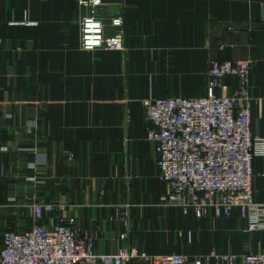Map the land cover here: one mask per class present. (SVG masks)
<instances>
[{
    "label": "crops",
    "instance_id": "obj_1",
    "mask_svg": "<svg viewBox=\"0 0 264 264\" xmlns=\"http://www.w3.org/2000/svg\"><path fill=\"white\" fill-rule=\"evenodd\" d=\"M103 1L106 16H122V50L80 47L88 9L78 0H0V247L5 230L35 221L34 203L49 202L40 222L73 217L98 254L127 246L192 264L212 250L261 252L264 229L243 232L238 208L197 217L168 203L142 101L204 96L211 59H247L250 132L264 137V0ZM235 87L227 74L215 92ZM252 193L264 204L260 156ZM124 207L125 221L115 214Z\"/></svg>",
    "mask_w": 264,
    "mask_h": 264
},
{
    "label": "built area",
    "instance_id": "obj_2",
    "mask_svg": "<svg viewBox=\"0 0 264 264\" xmlns=\"http://www.w3.org/2000/svg\"><path fill=\"white\" fill-rule=\"evenodd\" d=\"M88 9L79 19L80 47L85 50H122L123 19L107 15L103 0H78ZM114 28L105 32L106 25ZM247 59H211L207 93L201 97H148L142 101L145 137L154 143L157 178L168 187L167 201L183 213L192 210L199 217L211 208L216 215H229L233 208L248 214L242 231L264 229V204L254 201L252 177L254 159H264V137L250 132L247 106ZM230 74L236 78L231 94L219 95L215 88ZM72 156V154H70ZM49 202L34 203L35 221L24 230L7 229L0 247V264H122L138 259L150 264H184L183 254L148 255L119 246L112 255L98 254L91 237L80 232L73 217L52 226L40 222L54 211ZM124 221L127 209H116ZM264 264V250L258 253H219L214 250L194 255L192 264Z\"/></svg>",
    "mask_w": 264,
    "mask_h": 264
}]
</instances>
